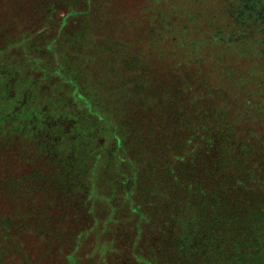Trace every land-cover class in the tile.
<instances>
[{
	"label": "trees",
	"instance_id": "1",
	"mask_svg": "<svg viewBox=\"0 0 264 264\" xmlns=\"http://www.w3.org/2000/svg\"><path fill=\"white\" fill-rule=\"evenodd\" d=\"M52 1L37 0L30 5L27 0H13L10 4L0 0V263L6 255L22 253L23 238L36 229L33 235L61 233L64 236H57L59 240L67 237L71 241L60 264H245L240 248L244 243L243 234L239 235L245 217L221 206L215 207L232 201L231 194L217 196L211 187L209 194L205 189V184L223 180L216 172L217 164L201 162L199 155H184L177 149L178 143L155 146V142L160 141L156 139L160 131L166 133L165 124L158 122L159 131L155 129L156 123L146 133L133 126L140 134L133 142L147 143L143 148H152L155 152V156L151 154L154 161L151 168L158 175L152 184L150 181L138 183L137 175L141 173L140 169H135L138 152L128 158L125 153L107 157L109 147L104 152L101 147L96 149V145L89 144V136L103 128L97 123L98 113L92 110L100 106L113 109L111 103L102 100L105 96H99L100 84L93 82L94 77L108 75H99L102 70H98L97 64L100 63L92 62L95 57L98 60L99 55L102 63L106 55L112 56L108 60L113 61L120 53L119 46H108L112 39L99 27L103 20L94 0H68L73 4L60 0L59 7L50 5ZM44 7L47 9L43 10ZM23 12L24 17H20ZM41 12L44 14L39 18L47 27L45 34H50L41 51L49 54V62L43 58L35 60L26 52L17 51L15 45H6L13 33L24 29L34 35L40 33V29L34 27L37 21L33 17ZM69 18L85 20L88 29L76 44L65 46L61 53L56 48L62 33L60 25L62 27V22ZM3 53L13 55L3 58ZM123 62L127 64L125 67H131L127 57L117 63L122 66ZM103 66L106 68L107 64ZM115 70L112 65L107 71ZM100 81L108 91L129 87L125 83L128 79L120 81L118 77H109ZM117 101L119 99L113 101L114 106ZM195 101L205 113L214 109L215 104L207 99L203 103ZM213 117L223 118L217 112H213ZM129 120L135 125V117L130 115ZM195 131L198 132V128ZM173 152L182 159L171 157ZM43 158L58 163L57 168L53 172L46 170ZM59 158L66 163L63 169ZM175 160L178 164L170 165ZM95 164H101L102 169L106 167L108 173L100 179L102 181L91 177L87 170H81ZM128 166H131L128 169H132L133 179L121 174H125L123 168ZM77 186L87 191L80 193L87 199L84 198L83 209L78 207L81 204L77 201L78 193L74 197L68 195H73L71 189ZM81 214L94 219L86 229L76 225V217L82 218ZM73 217L76 224L71 227ZM145 220H149L148 226L143 229ZM63 221H66L65 232L60 229ZM45 224L49 227H44ZM228 226L234 229L231 241ZM17 237L21 241L12 243ZM148 243L147 249L144 246ZM88 245L89 250L84 253ZM32 248L34 246L29 245L23 255L30 256ZM51 251L53 259L57 255L59 259L64 256L56 254L54 249ZM27 259L32 261L31 257Z\"/></svg>",
	"mask_w": 264,
	"mask_h": 264
},
{
	"label": "rangeland",
	"instance_id": "2",
	"mask_svg": "<svg viewBox=\"0 0 264 264\" xmlns=\"http://www.w3.org/2000/svg\"><path fill=\"white\" fill-rule=\"evenodd\" d=\"M5 1L10 4L13 0ZM27 1L33 5L37 0ZM63 1L73 4L72 1ZM94 1L100 7L103 20L99 27H103V32L106 31L112 39L108 46H119L120 53L113 61L108 60L112 56L106 55L103 62L107 64L106 68L100 55L98 60L95 57L92 62L100 63L97 64L98 70H102L99 75H108L94 77L93 82L100 84L99 96H105L102 100L111 103L113 109L100 106L92 110L98 113L97 123L103 128L89 136V144L96 145V149L101 147L104 152L109 147L107 157L115 154L118 157L125 153L128 158L131 153L138 152L139 161L135 166L137 171L141 170L137 175L138 183L150 181L152 184L157 181L158 175L151 168L154 163L151 154L155 156V152L152 148H143L147 143L133 142L140 136L133 126L146 133L147 129L151 131L152 124H165L166 133L160 131V135L156 136L160 141L155 142V146L178 143L177 149L184 155H199L201 162L206 160L218 165L215 166L216 172L220 173L223 180L217 179L216 185L205 184V189L208 194V188L211 187L217 196H224L225 193L232 195V201L215 207L221 206L245 217L243 230L239 233L240 237L243 234L244 243L240 248L244 253L245 264H264V0ZM60 3V0H53L50 5L59 7ZM24 12L19 16L24 17ZM42 14L33 17L37 21L34 27L37 26L40 33L34 35L24 29L13 33L6 45H15L17 51H24L35 60L43 58L49 62V54L41 51L50 37V34H45L46 22L39 18ZM65 21L62 27L60 25L62 33L58 36L56 46L61 53L65 46L76 44L79 36L88 29L83 19L69 18ZM60 42L62 45H59ZM12 55L2 54L3 58ZM126 57L131 67H125V62L119 66L118 63H122ZM112 65L117 70L110 74L107 70ZM109 77H118L120 81L128 79L124 81L128 89L104 90V84L98 81ZM159 83L163 86H159ZM116 99L119 101L114 106L113 101ZM205 99L215 104L211 113H205L204 109L202 111L196 105L195 100L203 103ZM122 101L125 102L120 106ZM213 112L220 113L223 118L213 117ZM130 115L135 117V125L133 121H127ZM159 128L158 125L155 127L158 131L161 130ZM173 141L175 144H170ZM173 153L171 157L180 158L176 152ZM43 159L42 164L46 170H51L49 172L57 168L58 163ZM85 161L88 162L89 158ZM59 162L63 169L66 165L63 158H59ZM176 164L178 160L170 163ZM130 167H124L125 174L121 173L126 179L132 177V169H128ZM84 169L99 181L108 173L101 164L89 165L87 169L81 167V170ZM135 189L139 187L135 186ZM71 192L73 195L68 193L71 197L75 193L79 194L77 201L81 204L78 207L83 209L84 198L87 199L82 196L87 193L86 189L77 186ZM239 206H242L240 210ZM80 217H76L77 224L73 217L71 227L76 224L80 229H86L94 221L91 216L81 214ZM148 221L142 223L143 229L148 226ZM44 227L49 226L45 224ZM60 229L64 232L67 230L66 221H63ZM232 232L233 227L228 226L229 241ZM33 233L23 238L22 253L6 255L0 264H60L71 241L67 237L59 240L57 236L62 237L61 233H49L43 237L41 233ZM16 241L21 240L17 237L12 243ZM29 245L34 248L27 257H31L34 263L28 262L29 259L24 256ZM89 246L85 247L84 253L89 250ZM148 246L149 243L144 247L148 249ZM7 249L4 248L5 251ZM53 249L56 254L62 253L64 256L59 259L57 255L53 259ZM208 258L211 259V256Z\"/></svg>",
	"mask_w": 264,
	"mask_h": 264
}]
</instances>
